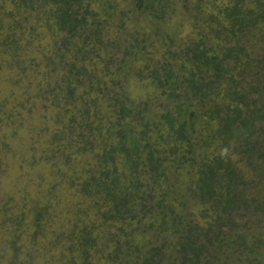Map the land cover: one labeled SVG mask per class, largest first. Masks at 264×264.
Segmentation results:
<instances>
[{
	"label": "trees",
	"instance_id": "obj_1",
	"mask_svg": "<svg viewBox=\"0 0 264 264\" xmlns=\"http://www.w3.org/2000/svg\"><path fill=\"white\" fill-rule=\"evenodd\" d=\"M0 35L18 74L46 52L24 100L76 200L24 206L8 264H264V0H0Z\"/></svg>",
	"mask_w": 264,
	"mask_h": 264
},
{
	"label": "rangeland",
	"instance_id": "obj_2",
	"mask_svg": "<svg viewBox=\"0 0 264 264\" xmlns=\"http://www.w3.org/2000/svg\"><path fill=\"white\" fill-rule=\"evenodd\" d=\"M46 40L41 44H48V39ZM21 48L25 49L24 58L26 60L28 58L33 59L35 62L34 70L30 67L31 72L26 71L27 77L25 73L19 72L20 77L17 67L8 64L11 59L10 55L2 54L0 57V235L6 238L0 239V264H8V258L13 257L11 248L5 246L7 238L11 240L10 236L7 237V231H13L14 217L24 206L29 209L32 202L45 204L53 199L48 191L50 188H54V191L58 193L59 202H54L50 208V215L53 217L51 220L54 222V226H58L57 223L65 221V217L69 215L66 210L68 204L76 203V200L70 195L71 193L60 185L63 182L57 184L54 180L55 169L52 168L53 165L43 160L48 149L45 140L51 137L52 129H49V133L43 130L41 133L44 136L39 135L38 131L41 130L40 127L43 126L44 128L46 124L51 122L54 124L56 109L49 110L50 112L44 111L40 107L41 103H39L38 105L35 104L36 109L30 113L28 107L30 104L24 100L32 90V77L39 72L36 62L44 64L47 60L46 52L43 54L33 47H25L24 45ZM15 79H20L19 83L12 81ZM38 80L45 86L46 79L39 76ZM144 87L147 89L143 81L132 78L126 89L133 97L134 102H141L150 92L146 91ZM47 104L49 103L47 102ZM75 160L78 161L77 158ZM243 162L239 161L238 164L244 167ZM263 185L264 181L262 188ZM259 190L260 187L253 188L254 192ZM262 193L264 196L263 191ZM77 202L79 201L77 200ZM263 214L261 211H256L253 219H248L251 220V224H248L251 238L261 236L264 240ZM9 234L11 233L9 232ZM260 249L262 250V248ZM40 255L42 252L35 254L36 259L34 261L36 264H44V259ZM21 260H27L25 253L22 254Z\"/></svg>",
	"mask_w": 264,
	"mask_h": 264
}]
</instances>
